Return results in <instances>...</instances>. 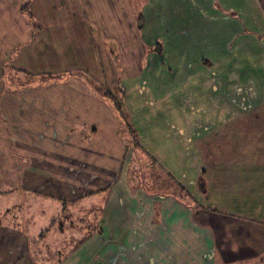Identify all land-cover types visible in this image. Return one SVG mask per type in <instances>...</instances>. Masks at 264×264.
<instances>
[{
	"label": "crops",
	"instance_id": "0c3cea01",
	"mask_svg": "<svg viewBox=\"0 0 264 264\" xmlns=\"http://www.w3.org/2000/svg\"><path fill=\"white\" fill-rule=\"evenodd\" d=\"M123 1L0 0V264L220 261L210 251L215 238L205 237L204 229L198 226L205 224V219H198L200 214H194L183 202L131 189L125 168L129 148L120 135L118 114L91 90L77 87L75 80H58L60 74L74 70L96 77L103 71L109 74L110 67L105 63L102 66L98 53H114L116 46L101 40L104 32L100 27L124 28ZM160 1L166 11L178 16L175 20L184 32L179 47L172 37L168 40L169 50L175 54L169 57L165 51L162 58L149 61L154 67H183L188 70L186 76L192 75L189 70L195 66L191 62L195 57L196 70L205 68L206 34L199 30L189 33L188 26L205 19L211 20L213 27L215 23L221 25L213 33L212 67L229 70L225 72L228 77L223 78L228 81L229 93L224 89L220 95L230 109L223 112L240 120L215 124L213 172L218 180L229 181V189L234 183L233 187L242 190L239 165H251L250 173L243 177L244 209L230 206L250 220L245 222L244 233L235 239V254L243 249L250 254L232 264L260 261L264 257V155L237 157L226 150L228 158L222 156L226 145L221 133L234 137L244 134L246 144L251 145L252 140L258 143L252 150L264 152V45L252 44V37L243 28L254 19L264 20V0L154 3ZM185 1L192 8H183ZM94 24L98 25L97 32ZM242 38L247 39V45L243 41L240 44ZM239 52L245 55L242 62L237 58ZM224 54L233 58L222 61ZM15 68L26 75L23 80L29 86L20 90L9 86V74ZM237 68L245 72L241 84L250 88L244 93L236 86ZM258 69L261 72L257 78ZM254 83L259 91L255 94L251 87ZM155 121H149V126L156 127ZM229 145L226 148L233 147ZM253 166L262 169L253 172ZM217 185L222 190L223 184ZM214 211V217L221 213ZM76 212L81 217L76 218Z\"/></svg>",
	"mask_w": 264,
	"mask_h": 264
},
{
	"label": "rangeland",
	"instance_id": "374dc122",
	"mask_svg": "<svg viewBox=\"0 0 264 264\" xmlns=\"http://www.w3.org/2000/svg\"><path fill=\"white\" fill-rule=\"evenodd\" d=\"M123 2L121 17L124 28L100 27L104 32L101 40L106 39L116 46L114 53L110 50H107L108 53H98L102 66L104 67L105 63L110 67L109 74L103 71L100 77H96L85 74L86 71L74 70L72 74H60L58 80L60 79L61 82L66 80L74 82L75 80L77 87L82 90L87 88V92L91 90L94 95L107 102L109 108L114 113L116 112L115 114H118L122 125L120 135L129 148L125 168H128L127 182L131 189L141 190L151 197L183 202L195 212L194 214H200L197 217L199 220L205 219V224L203 222V225L198 226L204 229L205 237L215 238V244L213 248L210 246V251L218 255L220 261L217 264H232L235 260L250 254L245 249L235 254V239L244 233L247 228L245 222L250 223V220L245 213H240L230 206L232 204L238 209H244L245 202L242 196L245 193L243 190L245 180L243 177L248 176L250 173L248 169L251 165H239L242 167V179L238 182L239 184L242 182L240 184L242 190L233 187L234 183L229 189V181L218 180L217 174L213 172L212 158L215 156V151L212 144L215 124L220 121L229 123V119H232L231 121L240 120L236 117L229 118L226 116L227 112H223V110L230 109L227 106L228 102L221 97L224 89L227 94L229 93L228 85H226L228 81L223 79L225 76L228 77L225 72L229 70L227 68L218 70L212 67L213 33L221 25L215 23L213 27V22L205 19L191 23V27L188 26L189 33H196L199 30L198 33L202 35L205 33L207 38L203 53L206 59L202 62L205 68L196 70L198 66L194 63L196 60L193 57L191 62L195 66L189 70V73L193 72V74L186 76L188 70L183 67L177 70L162 64L154 67L152 62L151 65L149 62L162 58L165 51L169 57L175 54V52H170L168 40L172 37L177 43L176 47L180 46L181 31L184 32V28L178 20H175L178 16L166 11L163 1L156 4L154 0H124ZM188 2L185 1L183 8L187 9L188 6L192 8L193 5ZM177 6L181 8L180 4ZM206 7L205 5L203 10ZM120 21L119 19V24ZM101 23L105 26V23ZM262 23L264 20L254 19L252 27L250 24L247 28L243 27L244 31L252 37V44L264 45V25ZM140 24L142 28L139 29ZM242 24L244 25V22ZM97 26L94 24L96 32ZM225 33L226 30L221 35ZM245 40L247 39L242 38L240 44L243 41L244 45H247ZM229 46L233 47L232 43ZM241 49L243 50L244 47ZM244 56L243 52H239L237 58L242 62ZM231 58L233 56L228 54L222 55V61L226 62ZM176 60L179 61V58ZM219 71L222 78L221 84L218 78ZM237 72L239 83L236 86L240 89L239 91L242 90L241 93H244V90L249 88L241 84L245 72L240 68H237ZM256 72L258 74L255 76L258 78L261 69ZM70 76H73V79H70L72 78ZM24 78L26 75L15 68L9 74V79L12 81L9 86L13 90L29 86L26 85ZM84 78L88 79L91 84L88 81L85 83ZM253 81L257 82V79L254 78ZM250 82L252 84L251 80ZM251 87L254 94L259 92L256 90V83ZM155 119L157 120L155 121L156 127L149 126L148 122L153 121L154 123ZM221 138L224 146L233 145V147L229 145L230 148L225 146L222 156L226 158L229 156V151L232 153L231 156L237 157L264 155L261 150L258 153L252 150V147L258 145L255 140H252L251 145L245 143L244 134L234 137V135L221 133ZM202 155L204 158H201ZM242 160L246 161L244 158ZM260 169H262L261 166H253L252 171L259 172ZM225 175L228 179L226 171ZM217 184H223L222 190L218 189ZM219 191H222L220 196L217 194ZM213 207L221 212H217L215 217L212 213L216 209ZM78 214L79 212H76V218L81 217ZM249 264H264V257L260 261Z\"/></svg>",
	"mask_w": 264,
	"mask_h": 264
},
{
	"label": "trees",
	"instance_id": "16d2710c",
	"mask_svg": "<svg viewBox=\"0 0 264 264\" xmlns=\"http://www.w3.org/2000/svg\"><path fill=\"white\" fill-rule=\"evenodd\" d=\"M204 187V186H203Z\"/></svg>",
	"mask_w": 264,
	"mask_h": 264
}]
</instances>
